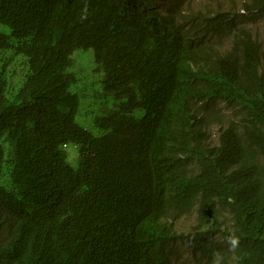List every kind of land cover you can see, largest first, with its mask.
<instances>
[{
    "label": "trees",
    "instance_id": "1",
    "mask_svg": "<svg viewBox=\"0 0 264 264\" xmlns=\"http://www.w3.org/2000/svg\"><path fill=\"white\" fill-rule=\"evenodd\" d=\"M191 1L0 0V264H264V0ZM88 50L100 135L71 90Z\"/></svg>",
    "mask_w": 264,
    "mask_h": 264
},
{
    "label": "rangeland",
    "instance_id": "2",
    "mask_svg": "<svg viewBox=\"0 0 264 264\" xmlns=\"http://www.w3.org/2000/svg\"><path fill=\"white\" fill-rule=\"evenodd\" d=\"M216 3H213V2ZM229 7L236 13H244L243 4L244 0H224ZM230 1H235L236 4L232 5ZM189 7L192 9H207V10H221L226 7L223 0H192ZM244 24L247 26L254 37L264 46V19L261 15H247L244 17ZM221 43L228 46L227 40L221 39ZM74 68L72 69L73 75L76 77L77 82L72 85L71 90L78 95L80 100V110L77 116V123L81 127H85L96 135H100L97 127L94 126V119L97 116H102L101 109L104 107V98L102 97L104 71L101 69L97 62V57L94 50L79 51L74 54ZM111 102V100H110ZM215 140L218 138L217 128H214ZM80 150L76 146L69 149V161L75 167H78L80 162ZM229 218V216H226ZM196 223L195 214L184 216L178 221H174V225L179 232L190 233L194 229ZM218 247H221L223 253L230 254L227 241L221 237L216 240ZM178 264H212V260L201 259V262L194 260L193 251L187 245L179 246L176 249ZM222 264H235L233 258H229Z\"/></svg>",
    "mask_w": 264,
    "mask_h": 264
},
{
    "label": "clouds",
    "instance_id": "3",
    "mask_svg": "<svg viewBox=\"0 0 264 264\" xmlns=\"http://www.w3.org/2000/svg\"><path fill=\"white\" fill-rule=\"evenodd\" d=\"M229 250H236L240 246V239L235 234L229 235L227 238ZM223 256L219 252L213 253L212 264H222Z\"/></svg>",
    "mask_w": 264,
    "mask_h": 264
}]
</instances>
